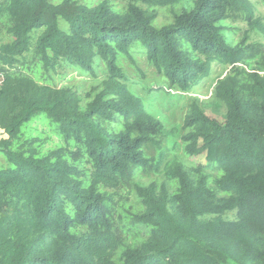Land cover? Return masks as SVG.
Listing matches in <instances>:
<instances>
[{
	"label": "trees",
	"instance_id": "trees-1",
	"mask_svg": "<svg viewBox=\"0 0 264 264\" xmlns=\"http://www.w3.org/2000/svg\"><path fill=\"white\" fill-rule=\"evenodd\" d=\"M168 4L181 10L158 27ZM240 13L257 26L247 0H0V264H264V55L226 39ZM136 47L184 93L209 76L207 60L230 63L181 138L211 174L169 159L163 124L122 82ZM32 53L47 71L63 61L95 75L101 62L108 79L85 103L23 73ZM221 106L223 121L207 114ZM36 119L65 145L42 154L24 141Z\"/></svg>",
	"mask_w": 264,
	"mask_h": 264
},
{
	"label": "rangeland",
	"instance_id": "rangeland-1",
	"mask_svg": "<svg viewBox=\"0 0 264 264\" xmlns=\"http://www.w3.org/2000/svg\"><path fill=\"white\" fill-rule=\"evenodd\" d=\"M62 0H53L54 4H59ZM82 4L90 7L96 6L104 0H79ZM118 8H122L128 0H110ZM247 5L253 13L254 20L257 22L256 27L251 28L244 18V13L238 19L228 20L224 25V32L228 42L234 46L241 44L243 41L247 45H255V55L257 58L264 55V3L263 0H247ZM181 5L168 4L163 7H156L158 14L156 25L162 27L173 20V16L179 13ZM62 28L64 25L62 24ZM0 43L7 40L5 31L0 30ZM33 52V50H32ZM135 63L128 60L123 61V70L126 80H122L127 87L143 99L146 110L163 126L161 135L162 149L166 150V155L171 160H181L186 166L205 165L209 168L205 156L186 158L182 149L181 138L187 131L184 128L185 120L190 112V105L194 100H199L203 104L211 101L216 84L223 80L230 72L232 67L229 62L220 63L218 61L207 60L210 64V74L207 78L201 80L190 93H184L179 90L170 89L165 79L158 76L155 70L150 67L144 60V54L140 47L134 49ZM28 63L21 66L23 73L33 75L36 80L48 83L50 86L58 89H71L80 96L85 103L92 100L95 93L102 90V85L108 79V71L105 64L98 62L96 74H86L79 68H74L69 64L61 61L56 70H45L42 62L34 56V53L27 57ZM88 93H93L87 96ZM84 105V104H83ZM216 110L218 112H216ZM207 114L211 117L223 121L225 109L217 107L215 109L207 108ZM0 131V140L6 139ZM24 141L34 140L41 147V153L45 154L52 149L65 145L59 128L55 124H50L45 119H36L27 126ZM161 153L159 149L155 158ZM164 158V157H163ZM7 165L2 154H0V167Z\"/></svg>",
	"mask_w": 264,
	"mask_h": 264
}]
</instances>
